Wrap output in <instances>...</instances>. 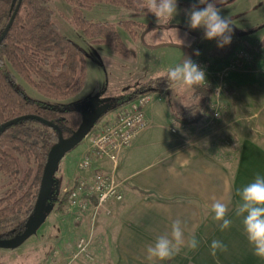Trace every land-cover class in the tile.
<instances>
[{"label":"rangeland","instance_id":"obj_1","mask_svg":"<svg viewBox=\"0 0 264 264\" xmlns=\"http://www.w3.org/2000/svg\"><path fill=\"white\" fill-rule=\"evenodd\" d=\"M49 2L59 31L73 38L86 52V78L83 86L85 91L78 104L94 100V103L88 107L89 112L109 105L107 110L110 111L106 110L97 118L95 127L90 130L92 133L97 132L112 116L111 106L114 96L130 92L143 85L146 87L143 92L152 93L153 86H149V80L163 77L164 73L179 63L184 55L191 56L193 61L197 59L208 61L213 66L212 70L217 71L228 67L227 62L234 52L238 48H243L247 51L252 50L251 53L249 52L250 59H242L233 69H227L228 75H224L223 79L218 77L211 79L215 86L221 87L222 106L219 117L207 122L205 115L196 126H201L200 123L217 126L216 124L224 119L232 122L233 129L240 128L242 132V134L231 133L232 138L244 135L264 145V130L257 128L253 117L254 112L264 102L263 60L259 55L254 57L259 52H264V25L262 26L264 0H225L224 4L216 5L221 9L222 16L231 18L233 28L231 43L223 48L217 47L215 39H201L194 49L188 46L203 34V29L190 30L185 24L184 10L197 0H177L178 11L175 17L169 23L159 25L154 15L136 16L129 10L105 2L94 4L90 10H84L83 16L88 20L115 23L119 20L133 19L143 24L141 28L134 27L138 32L134 38L130 37L127 30L118 27L122 39L131 50L127 57H119L106 44L92 43L83 37L81 31L76 29L71 21V6L63 0H49ZM204 6L199 5L201 8ZM148 25L151 27L146 29ZM180 39L185 40L184 46L179 45ZM196 50L199 51V55L195 54ZM19 81L27 88L26 91L30 96H41L20 77ZM207 90L211 102L214 95L211 89ZM192 92L193 88H182L179 85H174L173 90L167 89L165 91L167 94L154 92L157 94L152 95L147 104L152 108L148 113L156 119L152 126L164 121L166 107L176 112L184 108V105L189 106L194 103ZM81 142L68 152L69 155L65 154L66 159L63 157L64 159L62 158L55 168L54 178L58 184L60 183L62 190L72 185L78 178L74 174L80 161L77 156ZM21 159L23 160L22 157ZM14 186V177L0 172V197ZM55 208L56 205L44 202V217L38 228L16 247L0 248V264H43L45 261L65 264L75 254L78 238L86 234L91 235L96 257L103 259L105 264H111L110 247L107 240L103 239V235H99L97 229L95 231L93 228L95 224L92 225L91 220L88 224L81 223L65 209L62 213H57ZM24 212L25 210H22L8 220L0 222V233L15 225L24 216ZM83 218L87 219L88 214L83 215ZM90 228H93L92 233L91 231L89 233Z\"/></svg>","mask_w":264,"mask_h":264},{"label":"crops","instance_id":"obj_2","mask_svg":"<svg viewBox=\"0 0 264 264\" xmlns=\"http://www.w3.org/2000/svg\"><path fill=\"white\" fill-rule=\"evenodd\" d=\"M84 89L70 98L71 102L78 104ZM127 104L111 109L112 115ZM151 109L146 105L148 125L134 136L129 147L93 158L91 165L90 171L110 172L120 182L122 199L107 201L92 222L95 231L108 242L111 264H264L253 254L242 217L235 215L240 202L238 190L253 182L257 174L264 176V145L244 135L232 138L231 133L242 132L224 119L217 126L180 124L167 107L164 121L152 126L156 119L148 113ZM209 110L205 114L207 122ZM253 117L257 128L264 130V102ZM87 147V142L82 141L78 159L85 155ZM84 174L77 168L74 175ZM214 198L228 205L225 218L232 224L223 231L212 219ZM176 219L182 222L185 239L195 235L198 247L182 248L169 260L148 261L146 247L157 236L169 233ZM89 220L82 217L79 221L88 224ZM213 240L223 242L227 251L218 249L213 256ZM89 251L90 257L73 255L65 264H105L96 257L93 242Z\"/></svg>","mask_w":264,"mask_h":264},{"label":"trees","instance_id":"obj_3","mask_svg":"<svg viewBox=\"0 0 264 264\" xmlns=\"http://www.w3.org/2000/svg\"><path fill=\"white\" fill-rule=\"evenodd\" d=\"M63 1L71 6V21L83 37L106 44L119 57L129 56L131 50L118 27L134 38L138 34L134 27L143 24L133 19L115 23L88 20L83 11L105 2L136 16L153 15L139 7L141 0ZM53 15L49 0H0V36L6 29L0 40V172L15 179V186L0 197V222L25 210L15 225L0 233V239L17 238L26 230L49 150L61 137H69L82 118L80 106L70 98L84 85L86 52L59 31ZM19 77L41 96H30ZM149 84L154 91L167 94L163 77L149 80ZM144 88L114 96L111 109L134 100ZM191 97L195 102L189 107L172 112L180 124L197 123L210 109L209 90L194 86ZM61 191L53 175L45 202L56 205L57 213H62L67 203V194Z\"/></svg>","mask_w":264,"mask_h":264},{"label":"clouds","instance_id":"obj_4","mask_svg":"<svg viewBox=\"0 0 264 264\" xmlns=\"http://www.w3.org/2000/svg\"><path fill=\"white\" fill-rule=\"evenodd\" d=\"M218 3L224 4L225 0H197L184 10L185 24L190 30L203 29L202 39H215L217 47L223 48L231 43L233 28L231 18L220 14L221 9L216 6ZM199 5L205 6L201 8ZM139 7L153 14L158 25L169 23L178 11L177 0H141ZM185 43V40H179L180 46H184ZM195 54L199 55V51L196 50ZM163 78L167 80V88L171 90L174 85L191 89L206 82L205 71L186 55L164 73ZM238 195L240 202L235 209V215L242 217L244 233L253 248V254L264 260V176L257 174L253 182L238 190ZM211 212L212 219L219 222L221 231L230 227L232 221L225 218L228 212L226 203L214 198ZM185 247L195 250L198 247V240L195 235L185 239L182 222L176 219L172 221L169 233L157 236L155 242L146 247V259L150 262L169 260ZM218 249L226 252L227 246L219 240H213L211 254L215 256Z\"/></svg>","mask_w":264,"mask_h":264},{"label":"built area","instance_id":"obj_5","mask_svg":"<svg viewBox=\"0 0 264 264\" xmlns=\"http://www.w3.org/2000/svg\"><path fill=\"white\" fill-rule=\"evenodd\" d=\"M262 59L264 68V52L261 51L254 57ZM251 55L243 48H238L227 66L222 70H212V64L208 61L197 59L195 62L205 71L206 82L202 86L211 89L214 95L210 102L209 121L219 117L221 110V87L214 85L211 81L213 77L223 79L228 75L227 69H233L240 60L250 59ZM156 91L142 92L127 105L122 106L115 114L100 126L97 132L89 131L84 141L87 142V151L78 163V169L85 174L74 180L72 185L63 188L62 192L67 194L65 210L74 215L78 221L83 215L88 214V218L93 222L99 210L104 207L109 200H121L120 182L114 174L105 171H90L93 158H103L112 152L127 148L132 139L148 125L146 120L145 107ZM97 126V125H96ZM95 127V126H94ZM91 235H83L78 238L74 254L75 257L83 255L90 257L89 246Z\"/></svg>","mask_w":264,"mask_h":264},{"label":"water","instance_id":"obj_6","mask_svg":"<svg viewBox=\"0 0 264 264\" xmlns=\"http://www.w3.org/2000/svg\"><path fill=\"white\" fill-rule=\"evenodd\" d=\"M264 24H262L263 26ZM6 29L2 32L0 40L4 36ZM203 37V34L199 35L195 41L190 45V49H194L198 42ZM189 56V55H187ZM191 57V56H190ZM94 103V100H89L87 102L81 103V122L76 128V130L67 138H60L57 143H55L48 152V156L42 171V176L40 180V185L36 200L34 203L33 214L28 221V227L26 230L14 239H0V248H14L21 242H23L29 235H31L42 222L44 217V202L48 197L49 188L51 184L52 177L54 175L55 168L57 167L60 160L77 146L87 135V133L94 126L97 118H99L108 108L109 105L103 106L94 111V114H87L86 110L90 105Z\"/></svg>","mask_w":264,"mask_h":264},{"label":"flooded vegetation","instance_id":"obj_7","mask_svg":"<svg viewBox=\"0 0 264 264\" xmlns=\"http://www.w3.org/2000/svg\"><path fill=\"white\" fill-rule=\"evenodd\" d=\"M105 106H106V105H105ZM101 107H103V106H101ZM101 107H99V108H101ZM99 108H98V109H99ZM94 111H96V110H94ZM94 111L89 112L88 109L86 110L87 114H90V115L94 114ZM107 111H108V110H107Z\"/></svg>","mask_w":264,"mask_h":264}]
</instances>
